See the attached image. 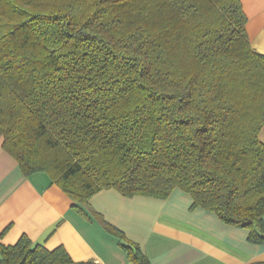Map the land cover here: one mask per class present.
<instances>
[{
	"label": "trees",
	"instance_id": "1",
	"mask_svg": "<svg viewBox=\"0 0 264 264\" xmlns=\"http://www.w3.org/2000/svg\"><path fill=\"white\" fill-rule=\"evenodd\" d=\"M246 22L241 0H0L3 148L76 206L179 188L264 243V54ZM0 264L100 263L24 235Z\"/></svg>",
	"mask_w": 264,
	"mask_h": 264
},
{
	"label": "crops",
	"instance_id": "2",
	"mask_svg": "<svg viewBox=\"0 0 264 264\" xmlns=\"http://www.w3.org/2000/svg\"><path fill=\"white\" fill-rule=\"evenodd\" d=\"M254 50L264 54V0H241ZM264 140V127L260 132ZM0 138V242L13 245L26 235L49 250L63 246L76 261L132 264L111 223L138 243L151 264H264V243L250 230L223 222L179 188L166 199L126 197L113 188L74 205L47 172L26 175Z\"/></svg>",
	"mask_w": 264,
	"mask_h": 264
}]
</instances>
